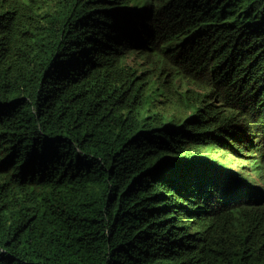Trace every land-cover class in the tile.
Returning <instances> with one entry per match:
<instances>
[{
  "label": "trees",
  "instance_id": "obj_1",
  "mask_svg": "<svg viewBox=\"0 0 264 264\" xmlns=\"http://www.w3.org/2000/svg\"><path fill=\"white\" fill-rule=\"evenodd\" d=\"M0 264H264V0H0Z\"/></svg>",
  "mask_w": 264,
  "mask_h": 264
},
{
  "label": "rangeland",
  "instance_id": "obj_2",
  "mask_svg": "<svg viewBox=\"0 0 264 264\" xmlns=\"http://www.w3.org/2000/svg\"><path fill=\"white\" fill-rule=\"evenodd\" d=\"M131 60H133V55H128L126 57V61H131ZM184 215H186V213H184ZM189 215H194V214H189Z\"/></svg>",
  "mask_w": 264,
  "mask_h": 264
},
{
  "label": "flooded vegetation",
  "instance_id": "obj_3",
  "mask_svg": "<svg viewBox=\"0 0 264 264\" xmlns=\"http://www.w3.org/2000/svg\"><path fill=\"white\" fill-rule=\"evenodd\" d=\"M182 230H184V229H182Z\"/></svg>",
  "mask_w": 264,
  "mask_h": 264
}]
</instances>
